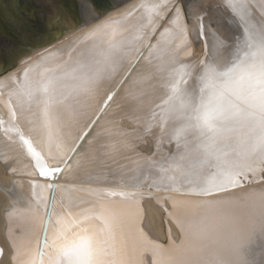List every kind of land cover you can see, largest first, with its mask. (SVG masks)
I'll return each mask as SVG.
<instances>
[{
	"label": "snow or ice",
	"instance_id": "snow-or-ice-1",
	"mask_svg": "<svg viewBox=\"0 0 264 264\" xmlns=\"http://www.w3.org/2000/svg\"><path fill=\"white\" fill-rule=\"evenodd\" d=\"M86 12L67 45L23 58L0 79V133L19 143L37 177L27 206L5 209L10 264H264V0H164L104 19ZM192 34L203 43L196 57ZM141 61L152 75H134ZM118 92L128 111L109 113ZM17 109L38 110L28 123L38 124L40 144ZM147 137L150 155L139 150ZM85 141L99 146L93 160L107 159L77 161L84 183L114 187L56 183ZM139 189L169 193L148 198L178 238L171 226L166 243L148 235Z\"/></svg>",
	"mask_w": 264,
	"mask_h": 264
},
{
	"label": "bare ground",
	"instance_id": "bare-ground-1",
	"mask_svg": "<svg viewBox=\"0 0 264 264\" xmlns=\"http://www.w3.org/2000/svg\"><path fill=\"white\" fill-rule=\"evenodd\" d=\"M113 4H120L119 8L110 7L105 11H101L103 15L101 19H104L107 15H116L119 12H124L128 9H131L134 5L140 3L147 4H160L163 5L164 0H111ZM169 4L172 0H168ZM182 3V0H181ZM86 7H94L96 11V7L91 0H79V13L81 17V22L75 28L73 27L71 30L64 33V35L58 37L55 41L47 44L43 47L37 48L34 51H31L28 54H23L21 58H19L18 62L14 65L5 67L0 65V79L3 76L8 75L9 73L16 72L18 69L25 67V64L20 63V61L32 55L35 52H38L44 48H48L50 50L59 49L67 45L72 39V37L65 38L68 33L75 29H83V21L87 18ZM97 12V11H96ZM173 15H164L163 20L161 21L164 27H171V20L173 19ZM161 31L163 28L160 29ZM150 31V29H149ZM79 34V32H77ZM179 36V33H174ZM189 41L191 44V53L192 57L198 56L203 51V43L198 42L195 38V35L192 34L189 36ZM34 59H38V56H34ZM31 61H29L30 63ZM187 62V61H185ZM136 74H144V75H152L153 74V65H149L146 61H141L139 65H137L134 75ZM108 87L107 85L105 86ZM5 96L7 92L4 93ZM129 101L123 96L122 93L118 92L114 102L109 107V113H121L128 111L127 105ZM18 111V122L24 128V130L32 136V139L35 143L40 144L42 140V135L39 133L38 124L36 126L28 123V121H37L39 120L38 110L34 109V113L20 114ZM0 116H6V109L4 104L0 102ZM113 119H118V117H113ZM122 126L125 128H133L135 125L125 119L122 122ZM83 124L81 123L78 127H75L71 130V136L75 137L79 131V128H82ZM89 138H96L100 140V143H106L104 139L95 137V132ZM147 143L141 144L139 150L146 153L151 154L153 141L151 137L146 138ZM99 146H89L87 141L84 142L80 151L76 156L73 157L72 163L73 168L69 170H65L62 176L57 179L56 183L75 186V189L87 188V187H114L111 184H92L88 185L84 183V179L86 177V173L77 170V161L83 165H91L95 163L97 166L101 165L107 158L105 156H97L93 160V154L97 150ZM85 153L88 154V159H85ZM15 168L16 171L13 172L12 169ZM115 169V166H113ZM101 171L99 167H97L96 171L93 172V175L98 174ZM107 171L106 169L104 170ZM33 168L31 163L24 158V150L21 148L19 143L13 142L7 139L2 133H0V248L5 250V255L0 256V264H10V242L7 236V218L5 216V209L12 204L15 200L17 202L18 207H26L27 201L31 198V185L30 181L32 179H36L37 177L33 174ZM48 181L40 179L39 183L46 184ZM129 191H132L129 189ZM139 192H143L145 194V200L143 201L144 206L147 210V216L143 223V227L148 235L161 243H166L168 239L167 228L171 225L168 224L165 218H162L161 210L159 206L156 204L155 200L149 199V195H169V193H155L149 189H139L136 190ZM65 193L62 190H58L56 195L57 197L64 195ZM73 199L82 200L87 199V194L80 191H73L71 193ZM172 227V235L174 238H178L179 233ZM39 232L37 231V236Z\"/></svg>",
	"mask_w": 264,
	"mask_h": 264
},
{
	"label": "rangeland",
	"instance_id": "rangeland-1",
	"mask_svg": "<svg viewBox=\"0 0 264 264\" xmlns=\"http://www.w3.org/2000/svg\"><path fill=\"white\" fill-rule=\"evenodd\" d=\"M0 0V65L8 67L23 54L55 41L81 22L79 0ZM97 13L111 0H91ZM100 1V2H99ZM10 32L11 34H8Z\"/></svg>",
	"mask_w": 264,
	"mask_h": 264
},
{
	"label": "flooded vegetation",
	"instance_id": "flooded-vegetation-1",
	"mask_svg": "<svg viewBox=\"0 0 264 264\" xmlns=\"http://www.w3.org/2000/svg\"><path fill=\"white\" fill-rule=\"evenodd\" d=\"M10 3L12 4V6H14L13 3H16V2L14 0H10ZM16 4H18V2Z\"/></svg>",
	"mask_w": 264,
	"mask_h": 264
},
{
	"label": "water",
	"instance_id": "water-1",
	"mask_svg": "<svg viewBox=\"0 0 264 264\" xmlns=\"http://www.w3.org/2000/svg\"><path fill=\"white\" fill-rule=\"evenodd\" d=\"M105 11V10H104ZM8 34H11L10 32H8Z\"/></svg>",
	"mask_w": 264,
	"mask_h": 264
}]
</instances>
